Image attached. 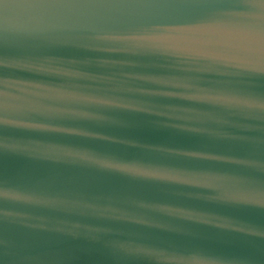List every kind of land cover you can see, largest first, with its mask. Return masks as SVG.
Segmentation results:
<instances>
[{
  "label": "water",
  "instance_id": "water-1",
  "mask_svg": "<svg viewBox=\"0 0 264 264\" xmlns=\"http://www.w3.org/2000/svg\"><path fill=\"white\" fill-rule=\"evenodd\" d=\"M0 264H264V0H0Z\"/></svg>",
  "mask_w": 264,
  "mask_h": 264
}]
</instances>
